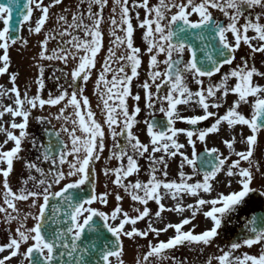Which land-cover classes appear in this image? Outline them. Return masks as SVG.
Wrapping results in <instances>:
<instances>
[{"label":"snow or ice","instance_id":"1","mask_svg":"<svg viewBox=\"0 0 264 264\" xmlns=\"http://www.w3.org/2000/svg\"><path fill=\"white\" fill-rule=\"evenodd\" d=\"M112 2L108 20L111 26L109 46L105 49L102 24L109 0H80L70 21L63 14L69 10L63 9L56 16L60 30L54 33L45 31L51 18L50 9L61 5L63 0H50L48 4L44 0H26L22 5L26 11L21 10L19 0H0V24L3 25L0 28V76L9 74L12 85L11 88L0 85V98L11 101L9 104L0 103V134L6 137L0 143V176L3 177L0 214H3L5 224H17L14 231L10 230L7 242L0 244V264H11L14 258L18 264H126L125 238L148 241L147 251L136 257L134 264H165L166 261L168 264H183L175 261L169 253L180 247H194L203 253L213 246L224 222L246 205L250 193L258 191L253 187L257 177L264 179V153L255 157L260 148L259 136L264 132V85L254 82V77L264 79V72L251 63L253 54L264 56V0ZM82 5H86V13L80 10ZM14 9L19 11L21 26L32 20L34 9L41 13L34 27L28 29L33 34H43L39 61H58L65 66L70 60L76 62L70 72L61 73L65 82L59 84L56 94L49 93L47 98L41 95L46 87L45 69L41 64H37L38 77L34 81L37 91L32 96H29L27 85L23 93L17 86L19 73L9 72L10 47L28 43L16 35L21 31L20 27L13 31ZM141 10L144 12L142 19ZM213 10L222 14V18L214 16ZM194 15L197 19H192ZM241 19L243 24H240ZM137 30L142 32L143 51L135 44ZM249 32L254 34L249 35ZM57 36L62 43L49 53V42L56 40ZM242 45L250 50L249 58H242L241 64L222 73L226 65H233ZM102 51H106V56L95 85L105 116L103 123L95 118L90 100L84 94ZM144 55H148L147 79L139 88L143 92L144 107L152 117L143 121L150 143H143L133 131L141 123L138 117L142 112V97L139 92L133 94L132 86L140 76ZM161 56L164 57L162 60L159 59ZM217 74H221L219 82L213 81ZM61 77H56L57 82ZM189 78L197 90L191 89ZM233 80L234 84L231 83ZM230 94L237 99L220 115L219 109L225 106ZM129 98L134 102L131 109ZM46 105L60 106L56 118L72 127L64 126L56 132L57 145L49 141L42 155L37 157L55 166V170L46 172L38 164L25 161L27 178L14 191L10 186L14 162L23 159L21 153L25 142L36 144L27 131L32 110L44 109ZM179 105L191 107L193 112L199 110L202 114L185 116L178 110ZM243 105L250 108L248 116L240 111ZM69 108L72 112L66 114ZM156 110L164 119L154 118ZM5 115L11 116L10 122H3ZM213 118L210 126L201 127ZM35 119L40 123L45 121L44 117ZM178 121L189 127H176ZM222 126L233 131L237 126H246L250 131L246 137L241 132L239 141L235 135L223 140L229 152L227 156L218 148L206 145L207 138L219 134ZM14 130H19L18 135ZM61 132L67 133L70 147L59 139ZM181 135L186 138L185 143L180 142ZM107 136L111 137L114 148L107 160L115 159L120 163L115 168L105 167L103 174L114 177L112 184L134 202L131 208L134 215L122 207L124 197L119 192H96L93 165L101 160ZM118 137L124 138L123 145L118 142ZM197 141L205 145L203 153L197 152ZM9 142L13 146L5 150ZM238 142L245 144L246 149L236 150L234 146ZM186 145L191 146L190 153L184 151ZM157 153L161 155L157 156ZM177 156L181 157L178 179H169V162ZM233 156L236 159H232ZM145 157L150 165L147 181L129 180L140 173L138 161ZM242 162L247 166H242ZM64 165H67V171L63 170ZM186 167L191 169V174L184 170ZM221 175L228 178L224 182L227 187H231L234 181L238 189L217 191ZM62 182L59 191H51ZM85 185L89 187L86 197L81 195ZM113 195L116 206L110 212L92 206L96 203L107 206L109 196ZM259 195L264 197V191H259ZM185 198H192L194 202L185 203ZM53 200L57 203L50 205ZM167 200L174 203L166 206L164 201ZM29 201L30 210L22 212L18 203ZM150 202L157 206L155 212L149 207ZM185 212L189 215L184 216ZM164 213L179 214L181 219L176 223L166 221ZM198 214L209 220L211 226L195 233L193 221ZM29 220L33 222L31 227L27 226ZM140 222H146L143 229L137 227ZM156 223L163 227L154 226ZM186 226L191 227L186 229ZM245 228L242 240L230 243L227 250L220 249L221 254L208 258L206 264H213V261L216 264H264V215L251 216ZM169 230L173 235L160 240V235ZM253 246H259L257 254L244 252L236 255L240 249H252Z\"/></svg>","mask_w":264,"mask_h":264},{"label":"flooded vegetation","instance_id":"2","mask_svg":"<svg viewBox=\"0 0 264 264\" xmlns=\"http://www.w3.org/2000/svg\"><path fill=\"white\" fill-rule=\"evenodd\" d=\"M152 2L155 4L157 2V0H152ZM213 14H214V16L222 18V14H220L219 12H217L215 10H213ZM194 16L192 18H195ZM243 23H244V20L241 19L240 24H243ZM253 34L254 33L249 32V35H253ZM229 39L230 40L232 39L231 36H229ZM253 55H254V59L251 60V63L256 65V63L259 62L263 66L261 72H264V56L259 54L262 56V58L260 61H258V59L255 58V54H253ZM240 56H241V58L248 59L250 56V50L249 49H242L240 52ZM187 58L188 57L186 54L185 59H187ZM238 64H241V61L238 58H236V60L234 61L232 66L226 65L224 67L225 72H228L231 67H235ZM139 71H140V76L133 81L132 92H133V94L139 92L141 94V97H142V99L140 101V107L142 108V112H141L140 116L138 117V119L141 121V123H139L133 129L134 133L140 138L142 135L141 132L146 131V125L143 123V121L148 120L150 116H149V111L144 107L143 92L139 88V85L144 80L147 79V75H145L143 73L142 68ZM220 76H221V74H217L215 77H213V81L219 82ZM110 78H111V76H109V79ZM205 81L207 82V78H205ZM261 85H264V79L261 80ZM133 104H134V102L131 100V98H129L128 99V105H129L130 109L132 108ZM178 107L184 108V105H179ZM155 114H161V113L158 110H156ZM180 128H185L184 124L181 125ZM38 129H40V126H38ZM140 140L143 143H150V139H140ZM179 140L181 143H185L186 138L183 135H181L179 137ZM119 143L121 145H123L125 143L123 137H120ZM184 151L186 153H190L191 146L186 145ZM111 152H112L111 150H109V153L107 152L106 160H107V157L111 154ZM156 155L159 156V155H161V153H157ZM180 160H181V157H179V156L174 157L170 160L169 168H168V171H169V177L168 178L169 179H178ZM138 162H139L141 171L138 175H134L133 177H130L129 180L135 181L136 179H139L142 182H146L147 179L149 178V169H150L149 162H148L146 157L140 158ZM119 163L120 162L115 160V159L107 160V163H105L104 167L115 168L116 167L115 164L119 165ZM184 170L187 173L191 174L190 168L186 167ZM224 176L225 175L219 176V180L221 181V183L216 185L217 191L230 192L232 190V188H234V186L231 185V187H227V186L223 185V184H226V183H224L225 181L223 180ZM196 178L199 179V177H196ZM2 183H3V177L0 176V194H2ZM212 196H215V193H213ZM246 200H247L246 205L241 207L237 213H233L232 217L229 220H226L224 222V224L220 230V232H221L220 239H223L224 236H227L228 238L230 237L229 239H230L231 243L236 242L238 240H242L243 235L246 232L245 225H246L248 219L251 216L255 215L257 212L264 210V197L259 195V191L255 192L253 194H250L249 197L246 198ZM191 202H194L192 200V198H185V203H191ZM0 203H2V195H0ZM164 203L166 204V206H171L172 203H174V202L171 200H167V201H164ZM121 204H122V207L124 208V210H126V208L131 209L132 206L134 205V202L131 201L130 199L124 198ZM136 206H139V205H136ZM149 207L152 209L153 212H155V210L157 208V206L155 205L154 202H150ZM133 215H134V213H133ZM163 215H164L166 221H170L173 223L179 222V220L181 219V216L179 214H176V213H164ZM183 215L187 216V215H189V213L185 212ZM200 216L201 215L198 214L196 219H199ZM2 217H3V214H0V241H2L3 243H6L8 236L10 234V226L3 222ZM196 219L193 221V223L196 221ZM145 226H146V222H140L137 225V227H139L141 229H143ZM154 226L163 227V225L159 224V223H156ZM188 227H191V226H186V229ZM172 235H173V231L169 230L168 233H162L160 235L159 239L160 240H167ZM150 239H152V237H150ZM234 239H235V241H234ZM153 242H155V240ZM147 243H148V241L146 239L137 238L133 241V240H129V239L125 238L124 239V245H125L124 259H125L126 263L127 264H134L135 258L138 256H142L143 253L147 251V248H146ZM205 253H206L205 250L203 253H200L197 250H195L194 247L191 249L189 247H180L177 250H172L169 253V255L174 256L175 261H181V262H183V264H204ZM12 262H13V260H12ZM165 264H168V262L166 261Z\"/></svg>","mask_w":264,"mask_h":264},{"label":"rangeland","instance_id":"3","mask_svg":"<svg viewBox=\"0 0 264 264\" xmlns=\"http://www.w3.org/2000/svg\"><path fill=\"white\" fill-rule=\"evenodd\" d=\"M44 2H45V4H48V3H50V0H44ZM60 6V5H59ZM59 6H56L55 8H53V9H50V20H49V22L46 24V28H45V30L47 29V27H53V26H55V23H56V16L58 15V13L60 12V8H59ZM40 12H39V10H35L34 9V12H33V18H32V20L29 22V23H26V24H24L23 25V28H24V30H23V32H22V37L25 39V40H27V41H31V42H36V41H38L39 39H41L42 37H43V35L41 34V35H37V34H33V33H31V32H29V27H34V23H35V20L36 19H38L39 18V16H40ZM3 27V25L2 24H0V28H2ZM19 47H21L20 45H13L12 46V49H14V57L17 55V49H19ZM37 48H40L39 47V45L37 46ZM48 48H49V53L51 52V50L53 49V48H55V42L54 41H50L49 42V45H48ZM0 52H1V50H0ZM120 54V52L118 51V53H117V55H119ZM10 55H11V53H10ZM25 56V60H27V56L26 55H24ZM23 56V57H24ZM164 57L163 56H161V57H159V59H163ZM10 60H11V58H10ZM57 62L58 61H51V62H49V61H46V66L47 67H49L48 65H51V66H54L55 64H57ZM59 64H62L63 66H64V68L68 71V72H70V70H71V68L74 66V64L76 63L75 61H69V63H68V65L67 66H65L63 63H61V62H58ZM14 64V63H13ZM13 64H11V66H10V73H12V65ZM20 64V63H19ZM37 64H41V62L39 63L38 61H36V63H34V64H31V69L34 71V73H33V77H34V79H36L37 77H38V68H37ZM164 66L163 65H161L160 66V70L163 68ZM31 76V75H30ZM22 77V83H21V86H22V84L29 78V75H27V76H25V74L23 73V75L21 76ZM33 77H32V80H33ZM8 80H9V74H7L6 76H4V77H2V79H0V82L1 81H4V85L3 86H5V87H7V82H8ZM1 84V83H0ZM232 84H234V83H232ZM11 83H10V85L8 84V87L7 88H11ZM21 92H22V90H21ZM88 92V88H87V85H85V93L84 94H86ZM234 99H236V96L235 95H233V94H230L229 95V101L227 100V103L225 104L226 106H230L231 104L229 103L230 101H233ZM7 102L5 101V104H6ZM9 103H11V101H9ZM59 107L60 106H55V107H48L47 108V110H48V112H49V114H50V118H51V120H52V123H53V125L56 127V128H58L60 131H61V128L62 127H64V126H67V127H69V128H71L72 127V125L70 124V123H65V121L63 120V119H57L56 117L58 116V114H59ZM248 108V106L245 108V107H242L241 109H243L244 111L242 112L244 115H247V113H249V109H247ZM227 109V108H226ZM241 109H240V111H241ZM247 109V110H246ZM193 111V110H192ZM213 111H216V110H213ZM71 112V109L69 108L68 110H67V113L66 114H71L70 113ZM196 114H200L201 112L199 111V110H197L196 112H195ZM219 114L220 115H223L224 113H222L221 112V110L219 109ZM9 117H10V120L12 119L11 118V116L9 115ZM17 122V121H16ZM212 122H214V118L212 119ZM211 122V123H212ZM18 123V122H17ZM16 132H17V135H18V132H19V130H16ZM247 132V131H246ZM241 132H240V128L237 130V128L235 129V131L231 134L230 133V130L228 129V128H226V126H222V130H221V132L219 133V134H211L208 138H207V140H206V144H209V145H211V146H214V147H216V148H218L219 150H220V152H222L224 155H228L229 154V152H228V150H227V148H226V146L223 144V140H225V139H230L231 138V136H233V135H235L236 136V138H237V141H239L240 139H239V137H240V134ZM62 134L64 135V137H65V139L67 140V142H68V144H69V146H71L70 145V140H69V138H68V135H67V133H63L62 132ZM78 135L80 134L79 132L77 133ZM243 145V143H240V142H238L234 147H235V149L236 150H238V151H241V146ZM243 163V162H242ZM99 164L101 165L102 164V161L101 160H99ZM242 166H244V164H242ZM247 166V165H246ZM25 171H19V174H21V175H25V173H24ZM97 175H98V177L101 179L102 178V170L101 169H98L97 170ZM256 181V183H257V180H255ZM64 183V182H63ZM61 185H58V186H54L53 187V191H54V189H56V188H58V187H60ZM99 190H100V192L99 193H103V187H102V184L100 183L99 184ZM31 201H29V202H25L24 203V206L22 207V203H18L19 205H20V209L22 210V211H25V209L27 208L28 210H30L29 208H28V205H29V203H30ZM42 202V201H41ZM93 207H97L98 209H100V210H102V211H105V212H109V210L106 208V206L105 205H101V204H99V203H96V204H94V205H92ZM31 211H35L34 209H32ZM32 224H33V222L30 220L29 222H28V227H31L32 226ZM14 227H17V226H14ZM198 231V230H197ZM215 252V254L216 255H220L221 254V252H220V250H218V251H214ZM254 254H257L256 253V250L254 251Z\"/></svg>","mask_w":264,"mask_h":264},{"label":"water","instance_id":"4","mask_svg":"<svg viewBox=\"0 0 264 264\" xmlns=\"http://www.w3.org/2000/svg\"><path fill=\"white\" fill-rule=\"evenodd\" d=\"M5 2H6V0H5ZM25 2H26V0H19L20 6H21V10H23L22 9V5ZM23 11H26V10H23ZM20 20H21V16L19 14V11H17L16 9H14V11H13V17H12V20H11V24L13 25V31H15V28L16 27H20ZM16 35H18V33H16ZM88 191H89V189L83 190L81 192V195L86 197ZM54 203H57V201H55V200L50 201V205L51 204H54Z\"/></svg>","mask_w":264,"mask_h":264}]
</instances>
